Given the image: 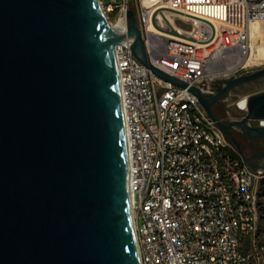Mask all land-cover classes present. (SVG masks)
<instances>
[{"label":"water","instance_id":"95a60500","mask_svg":"<svg viewBox=\"0 0 264 264\" xmlns=\"http://www.w3.org/2000/svg\"><path fill=\"white\" fill-rule=\"evenodd\" d=\"M126 21V36L113 31L99 0H0V264H140L114 65L128 37L145 68L189 90L244 163L264 171V127L248 125L264 121V92L246 95L238 121L212 108L257 86L264 69L200 93L152 67L133 11Z\"/></svg>","mask_w":264,"mask_h":264},{"label":"built area","instance_id":"2783aa9c","mask_svg":"<svg viewBox=\"0 0 264 264\" xmlns=\"http://www.w3.org/2000/svg\"><path fill=\"white\" fill-rule=\"evenodd\" d=\"M129 10L149 64L207 95L214 82L252 72V23L262 25L264 40V0H110L108 24L124 36ZM160 11L178 36L154 27L155 19L167 29ZM132 43L116 45L114 65L140 264H252L241 242L258 228L264 171L244 163L189 90L145 68Z\"/></svg>","mask_w":264,"mask_h":264},{"label":"rangeland","instance_id":"374dc122","mask_svg":"<svg viewBox=\"0 0 264 264\" xmlns=\"http://www.w3.org/2000/svg\"><path fill=\"white\" fill-rule=\"evenodd\" d=\"M99 3L101 5L102 11L104 12L107 22L108 23L111 22L114 12L106 13V9L110 5V0H99ZM129 8L133 10L134 8L133 3H129ZM155 15L158 16L160 20L167 27V29H163L156 23L154 19L153 25L156 29L166 34L172 35V36H178L176 31H174L173 28L171 27L166 17V11H160L156 13ZM250 69L252 72L256 70L264 69V59L260 58V59H254L253 61H251ZM261 92H264V79L259 81L257 86L255 85L244 86L243 88H239L235 92L224 96L223 99L218 104L214 105L212 108L214 109L216 116L223 123H227L230 121H238L244 117L245 112L240 111L237 108V104L241 100L247 98L246 95L261 93ZM251 124L254 126L257 125L256 123H251ZM258 204H259V209L261 207H264V193L263 192H261V194L259 195ZM259 217H260V212H259ZM263 226H264V222L259 220L258 227H263ZM263 245H264V233H260L257 235V232H256L253 238H245L242 240L241 250L246 255H248L250 263L264 264V246Z\"/></svg>","mask_w":264,"mask_h":264},{"label":"bare ground","instance_id":"6f19581e","mask_svg":"<svg viewBox=\"0 0 264 264\" xmlns=\"http://www.w3.org/2000/svg\"><path fill=\"white\" fill-rule=\"evenodd\" d=\"M251 31V58L264 59V40L262 35V25L259 23H252ZM121 103V100H120ZM240 109H245V100H241L238 106ZM122 109V104H121ZM128 157V152H127Z\"/></svg>","mask_w":264,"mask_h":264},{"label":"trees","instance_id":"16d2710c","mask_svg":"<svg viewBox=\"0 0 264 264\" xmlns=\"http://www.w3.org/2000/svg\"><path fill=\"white\" fill-rule=\"evenodd\" d=\"M261 185L263 186V187L261 186V192L264 193V181L262 182ZM259 212H260L259 220L264 222V216H263V214H264V207H261L259 209ZM256 232H257V235L260 234V233H264V226L263 227H258Z\"/></svg>","mask_w":264,"mask_h":264},{"label":"flooded vegetation","instance_id":"af4514ba","mask_svg":"<svg viewBox=\"0 0 264 264\" xmlns=\"http://www.w3.org/2000/svg\"><path fill=\"white\" fill-rule=\"evenodd\" d=\"M242 136V135H241ZM242 138L244 139V140H246L243 136H242ZM247 141V140H246ZM257 141H261L262 143H263V145H264V140H257ZM249 143V142H248ZM250 143H252V142H250ZM241 144V143H240ZM242 145V150H243V152L244 153H246V155H252V154H254L253 153V149L251 148V146L248 144H241Z\"/></svg>","mask_w":264,"mask_h":264}]
</instances>
